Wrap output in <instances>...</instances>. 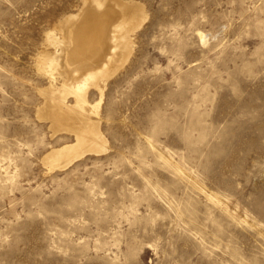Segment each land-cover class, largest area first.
<instances>
[{
    "label": "rangeland",
    "instance_id": "obj_1",
    "mask_svg": "<svg viewBox=\"0 0 264 264\" xmlns=\"http://www.w3.org/2000/svg\"><path fill=\"white\" fill-rule=\"evenodd\" d=\"M132 1L92 114L107 148L53 169L76 124L42 63L88 2L0 0V264H264V0Z\"/></svg>",
    "mask_w": 264,
    "mask_h": 264
},
{
    "label": "bare ground",
    "instance_id": "obj_2",
    "mask_svg": "<svg viewBox=\"0 0 264 264\" xmlns=\"http://www.w3.org/2000/svg\"><path fill=\"white\" fill-rule=\"evenodd\" d=\"M86 1L88 3L85 7L67 15L63 38L52 39L50 45L54 46V50L44 54L42 63L50 77L49 99L52 107L48 110L49 116L59 122L64 118L70 119L76 124L62 128L74 135L73 143L45 154L46 163L53 169L55 166L65 168L87 153L99 154L103 145L106 146L105 137L100 132V121L93 118L92 114H97L100 110L111 68L119 60L121 62L124 51L130 50L132 40L129 32L132 30L133 33L135 26H140L136 14H143V6L132 0ZM109 1L118 5L116 10L121 7L122 11H114L111 8L114 4ZM201 36L203 40L206 39V35L201 33ZM59 62L62 63L63 70L60 72L61 86L57 87L58 78L52 70ZM91 86L99 91L100 99L92 105L93 111H88L87 95ZM68 94L75 96L74 105H68Z\"/></svg>",
    "mask_w": 264,
    "mask_h": 264
}]
</instances>
